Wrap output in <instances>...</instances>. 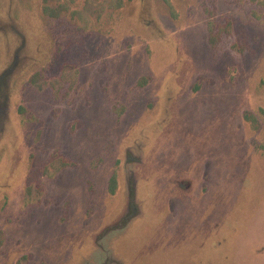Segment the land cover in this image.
<instances>
[{
  "label": "rangeland",
  "instance_id": "374dc122",
  "mask_svg": "<svg viewBox=\"0 0 264 264\" xmlns=\"http://www.w3.org/2000/svg\"><path fill=\"white\" fill-rule=\"evenodd\" d=\"M0 264H264V0H0Z\"/></svg>",
  "mask_w": 264,
  "mask_h": 264
},
{
  "label": "trees",
  "instance_id": "16d2710c",
  "mask_svg": "<svg viewBox=\"0 0 264 264\" xmlns=\"http://www.w3.org/2000/svg\"><path fill=\"white\" fill-rule=\"evenodd\" d=\"M50 13V12H49Z\"/></svg>",
  "mask_w": 264,
  "mask_h": 264
}]
</instances>
